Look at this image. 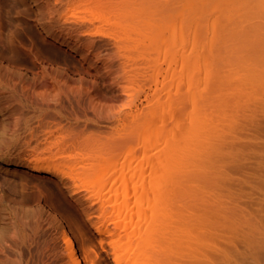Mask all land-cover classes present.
<instances>
[{"label":"bare ground","instance_id":"obj_1","mask_svg":"<svg viewBox=\"0 0 264 264\" xmlns=\"http://www.w3.org/2000/svg\"><path fill=\"white\" fill-rule=\"evenodd\" d=\"M76 1L54 39L88 53L113 36L127 97L94 112L112 125L76 136L74 154L46 158L88 192L89 264H264V0ZM33 244L0 264H46ZM56 245L76 264L63 228Z\"/></svg>","mask_w":264,"mask_h":264},{"label":"rangeland","instance_id":"obj_2","mask_svg":"<svg viewBox=\"0 0 264 264\" xmlns=\"http://www.w3.org/2000/svg\"><path fill=\"white\" fill-rule=\"evenodd\" d=\"M80 8L76 0H0V236L14 225L21 233L29 232L18 237L16 229L13 237H18L21 242L15 239L22 246L8 240L17 247H8L7 252L11 256L19 253L16 259L20 261L28 253L25 246L32 249L35 243L33 248L42 247L45 250L41 248L40 253H48L43 257L46 264L53 262L49 258H54L55 264H70L55 247L60 228L72 239L76 264H89L94 254L90 247L97 246L85 220L86 213L96 214L84 206L88 192L77 180L67 181V174L60 177L53 173L46 160L66 154V150L74 154L71 143L76 147V136L79 139L78 135L112 125V121L96 120L98 108L121 107L127 99L120 72L115 71L123 58L115 51L113 36L104 32L94 35L88 53L54 39L53 33L59 31L58 16L71 19L72 11ZM103 30L108 32L110 27ZM35 162L40 171L28 167ZM7 252L0 257L7 254L11 258ZM99 255L109 264L103 252Z\"/></svg>","mask_w":264,"mask_h":264}]
</instances>
